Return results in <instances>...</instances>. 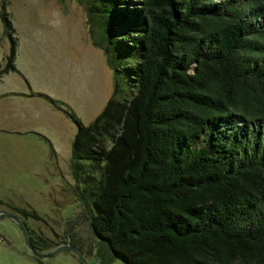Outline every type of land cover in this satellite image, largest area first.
Returning <instances> with one entry per match:
<instances>
[{
    "label": "trees",
    "instance_id": "16d2710c",
    "mask_svg": "<svg viewBox=\"0 0 264 264\" xmlns=\"http://www.w3.org/2000/svg\"><path fill=\"white\" fill-rule=\"evenodd\" d=\"M86 1L113 86L68 165L99 261L264 264V0Z\"/></svg>",
    "mask_w": 264,
    "mask_h": 264
},
{
    "label": "rangeland",
    "instance_id": "374dc122",
    "mask_svg": "<svg viewBox=\"0 0 264 264\" xmlns=\"http://www.w3.org/2000/svg\"><path fill=\"white\" fill-rule=\"evenodd\" d=\"M99 10L86 0H0V71L11 46L15 68L0 76V211L53 245L40 252L73 241L86 264H103L104 249L73 196L68 164L76 128L68 114L85 125L112 92L103 51L89 34L97 25L87 14ZM21 209L37 218H24ZM35 258L17 224L0 218V264H78L67 251Z\"/></svg>",
    "mask_w": 264,
    "mask_h": 264
},
{
    "label": "water",
    "instance_id": "95a60500",
    "mask_svg": "<svg viewBox=\"0 0 264 264\" xmlns=\"http://www.w3.org/2000/svg\"><path fill=\"white\" fill-rule=\"evenodd\" d=\"M4 217L12 219L17 224V226L21 229V232L23 234L28 250L34 257L45 259V258L53 257L62 251H67V252L74 254L75 259L78 264H86V262L84 261L81 255L80 250L76 246L70 245L68 243L57 245L55 248H53L52 250L48 252H40L36 250L30 242L29 231L26 225L23 223V221L17 215L13 213L0 211V218H4Z\"/></svg>",
    "mask_w": 264,
    "mask_h": 264
},
{
    "label": "crops",
    "instance_id": "0c3cea01",
    "mask_svg": "<svg viewBox=\"0 0 264 264\" xmlns=\"http://www.w3.org/2000/svg\"><path fill=\"white\" fill-rule=\"evenodd\" d=\"M57 115V114H56Z\"/></svg>",
    "mask_w": 264,
    "mask_h": 264
}]
</instances>
